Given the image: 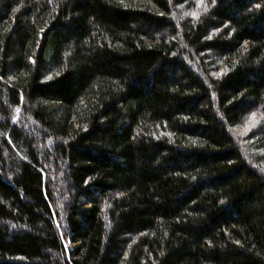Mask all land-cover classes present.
<instances>
[{"label": "trees", "instance_id": "1", "mask_svg": "<svg viewBox=\"0 0 264 264\" xmlns=\"http://www.w3.org/2000/svg\"><path fill=\"white\" fill-rule=\"evenodd\" d=\"M0 264H264V0H0Z\"/></svg>", "mask_w": 264, "mask_h": 264}, {"label": "rangeland", "instance_id": "2", "mask_svg": "<svg viewBox=\"0 0 264 264\" xmlns=\"http://www.w3.org/2000/svg\"><path fill=\"white\" fill-rule=\"evenodd\" d=\"M194 1V0H193ZM192 6V5H191ZM188 11H192V7L190 9H188ZM193 12H191L190 14H192ZM256 117L255 116H251V118L248 119L249 123H251V125H249L248 127H243L240 130V133H243L244 136L241 135L242 139L243 137L246 138L250 133H251V129L257 128L258 123L256 125ZM258 122V121H257ZM241 141V140H240Z\"/></svg>", "mask_w": 264, "mask_h": 264}]
</instances>
